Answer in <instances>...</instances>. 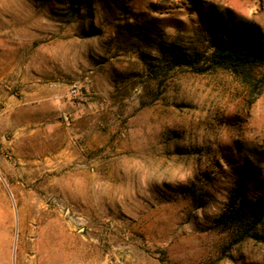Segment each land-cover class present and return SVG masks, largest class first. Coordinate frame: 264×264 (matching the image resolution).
<instances>
[{
  "label": "rangeland",
  "instance_id": "obj_1",
  "mask_svg": "<svg viewBox=\"0 0 264 264\" xmlns=\"http://www.w3.org/2000/svg\"><path fill=\"white\" fill-rule=\"evenodd\" d=\"M196 1L0 0V264H264L213 225L246 152L264 174V84L148 71L264 0Z\"/></svg>",
  "mask_w": 264,
  "mask_h": 264
},
{
  "label": "trees",
  "instance_id": "obj_2",
  "mask_svg": "<svg viewBox=\"0 0 264 264\" xmlns=\"http://www.w3.org/2000/svg\"><path fill=\"white\" fill-rule=\"evenodd\" d=\"M185 1L191 5V13L198 15V2ZM89 3L90 0H68L69 15H78L81 7ZM150 7L160 11L157 4H150ZM195 34L200 38L201 48L183 50L159 45V57L155 64L149 63L148 71L158 75L183 69L202 74L222 69L248 84L254 79V87L264 84V33L258 24L238 22L226 29L218 20L210 24L201 21ZM235 147L240 150L238 144ZM236 163L223 208L213 219V225L230 233L235 242L244 239L264 242V174L255 165L250 152Z\"/></svg>",
  "mask_w": 264,
  "mask_h": 264
},
{
  "label": "built area",
  "instance_id": "obj_3",
  "mask_svg": "<svg viewBox=\"0 0 264 264\" xmlns=\"http://www.w3.org/2000/svg\"><path fill=\"white\" fill-rule=\"evenodd\" d=\"M78 90V85L76 83L71 84L70 86V93L75 94Z\"/></svg>",
  "mask_w": 264,
  "mask_h": 264
}]
</instances>
